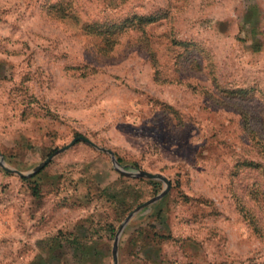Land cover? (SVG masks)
<instances>
[{"label": "rangeland", "instance_id": "1", "mask_svg": "<svg viewBox=\"0 0 264 264\" xmlns=\"http://www.w3.org/2000/svg\"><path fill=\"white\" fill-rule=\"evenodd\" d=\"M76 136L170 182L117 264H264V0H0V156ZM23 178L0 166V264H114L166 186L83 141Z\"/></svg>", "mask_w": 264, "mask_h": 264}, {"label": "water", "instance_id": "2", "mask_svg": "<svg viewBox=\"0 0 264 264\" xmlns=\"http://www.w3.org/2000/svg\"><path fill=\"white\" fill-rule=\"evenodd\" d=\"M77 141H83L88 143L89 145L93 146L94 148H96L97 150H100L102 152H106L110 155L111 157V162L113 164V167L115 169H117L120 173L127 175V176H131V177H147V178H152V179H161L162 181L165 182L166 186L164 188V190H162V192L160 194H158L157 196H155L154 198L148 200L147 202H144L143 204L137 206L136 208H134L133 211H131L123 220V222L120 224L114 241H113V246H112V256H113V262L114 264H117V255H116V251H117V243H118V238L124 228V226L126 225V223L128 222V220L135 214L137 213L141 208L147 206L148 204L156 201L157 199H159L160 197H162L164 195V193L169 189L170 187V182L169 180H167L166 178L162 177L160 174H156V173H151V172H147L145 170H140V169H131V170H127L124 168V166L120 165L119 162L117 161V159L115 158L112 150L108 149V148H104L101 146H98L96 143H94L93 141L89 140L88 138L84 137V136H76L74 137L68 144L58 148L55 152H53L50 156H48L43 162H41L38 166H36L35 168L31 169L30 171L27 172H21L19 170H16L15 168H12L10 166H8L2 156H0V166L7 172L9 173H13L18 175L19 177H29L33 174H35L37 171H39L40 169H42L54 156H56L57 154H60L64 151H66L67 149H69L73 144H75Z\"/></svg>", "mask_w": 264, "mask_h": 264}, {"label": "trees", "instance_id": "3", "mask_svg": "<svg viewBox=\"0 0 264 264\" xmlns=\"http://www.w3.org/2000/svg\"><path fill=\"white\" fill-rule=\"evenodd\" d=\"M142 21H144V23L151 22L150 19H148V18H141V17L133 16V17L125 18L119 24H112L110 26H107L106 28H99V32H97V33L103 34V30H106L107 32H110L111 34L115 33V35L117 36L118 34H121V31H127L128 28H131V30L136 28L137 25L140 24L139 22H142ZM103 26H105V25L103 24ZM116 36H114V38ZM21 178H22V180H25V181L28 180L27 178H23V177H21ZM32 195H34V194H32ZM75 237L76 236L73 234V239L71 240L72 243H75V240H74Z\"/></svg>", "mask_w": 264, "mask_h": 264}]
</instances>
